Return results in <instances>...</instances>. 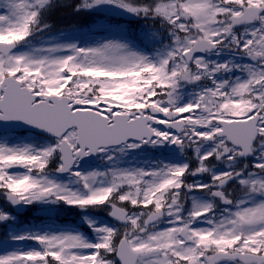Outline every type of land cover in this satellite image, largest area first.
Instances as JSON below:
<instances>
[{
  "label": "snow or ice",
  "instance_id": "6c2138e0",
  "mask_svg": "<svg viewBox=\"0 0 264 264\" xmlns=\"http://www.w3.org/2000/svg\"><path fill=\"white\" fill-rule=\"evenodd\" d=\"M0 264H264V0H0Z\"/></svg>",
  "mask_w": 264,
  "mask_h": 264
}]
</instances>
